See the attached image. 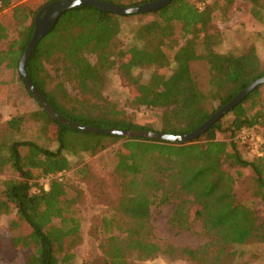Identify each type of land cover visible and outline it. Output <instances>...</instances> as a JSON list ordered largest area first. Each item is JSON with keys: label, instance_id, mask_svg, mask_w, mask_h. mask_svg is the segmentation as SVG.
Listing matches in <instances>:
<instances>
[{"label": "trees", "instance_id": "obj_1", "mask_svg": "<svg viewBox=\"0 0 264 264\" xmlns=\"http://www.w3.org/2000/svg\"><path fill=\"white\" fill-rule=\"evenodd\" d=\"M55 1L62 0H46L45 4ZM100 1L123 7L117 0ZM155 1L142 0L130 6ZM236 1L210 0L199 8L189 0H171L163 8L141 15L148 19L135 30L134 38L142 46L128 51L130 59L121 62L118 71L123 78H129L136 69H157L146 84L135 87L137 94L128 100V105L161 110L158 130L119 117L110 106L90 105L89 108L81 103L83 111L67 108L47 90L52 80L45 66H51L61 79L75 85L82 93L95 94L102 89L106 73L116 65L112 59V43L116 36L114 18L117 16L107 11L85 6L62 14L54 29L41 39L32 52L25 66L26 75L50 107L71 123L98 129L187 135L249 84L264 76L253 50L238 56L215 52L221 34L213 25V14L219 10L225 14ZM241 1L251 6L252 19L264 27V0ZM13 3L14 0H0V13L11 9V21L22 32L6 51H0V66L6 63L7 68L17 70L34 31L36 13L23 4L13 6ZM175 28L179 29L183 44L176 45L173 40L165 44ZM7 38L8 27L0 22V42ZM87 54L95 55L94 64L87 60ZM201 61L207 65L208 92L200 88L192 74L191 65ZM170 66L172 69L166 76L163 71ZM262 86L189 144L85 133L60 124L42 107L34 114L11 118L6 127L14 133H18L28 119L37 118L44 133H50L57 144L56 150L52 151L33 142H12L6 147L7 158L0 164H7L10 171L19 177L5 184V195L16 209L14 225L28 228L25 236L11 242L12 245L21 243L25 246L22 264H71L75 256L69 251L79 237L80 222L72 214L75 200L67 198L66 175L71 169L67 155L81 152L93 155L104 150L107 143L120 141L125 142L119 149H125L130 159L123 163L119 153L118 171L125 180L132 171V188L140 195V198H132V217L129 211L121 216L133 223L134 229L130 230H149L150 212L146 202H150L152 195L160 191L162 201H166L167 192L175 191L180 197L187 198L184 202L200 209L203 234L211 241L196 250L183 249L181 253L191 260L201 261V255H205L212 245L216 248L212 263L222 264L228 246L264 243V218L236 200L234 179L222 169L226 163L231 168L247 169L256 186V197L264 203V156L244 160L242 152L245 146L240 145L238 140L220 142L215 138L216 134L225 131L233 136L255 126L264 129ZM57 89L62 97H66L61 84L57 85ZM210 100L219 103L213 111L208 109ZM228 116L231 120L227 128H223L222 120ZM51 123L56 126L53 131ZM261 140L264 153V135ZM20 148H26V153L22 154ZM33 170L39 171L40 177H52L47 188L40 187L37 193L32 192ZM82 172L83 169L78 174ZM58 174L61 176L56 177ZM125 196L124 199H128ZM120 200L117 211L122 209ZM55 220L57 225L53 222ZM103 226L107 228L108 223ZM121 230L123 228H119ZM106 241L109 252L105 264H126L123 257L127 251L139 253L143 248L139 240L124 244L119 237L109 236ZM159 252V247L153 245L149 256Z\"/></svg>", "mask_w": 264, "mask_h": 264}, {"label": "rangeland", "instance_id": "obj_2", "mask_svg": "<svg viewBox=\"0 0 264 264\" xmlns=\"http://www.w3.org/2000/svg\"><path fill=\"white\" fill-rule=\"evenodd\" d=\"M117 1L123 7H131L130 5L142 0ZM189 1L202 7L204 2L210 0ZM45 3L46 0H14L13 6L23 4L28 10L37 14L46 5ZM250 9L251 6L247 2L238 0L225 14L220 10L213 14V25L221 34V41L215 48V52L238 56L245 51L253 50L259 68L264 71V27L252 19ZM10 15L11 9L0 13V22L8 27V38L0 42V51H6L11 44L19 39L22 32L20 27L12 23ZM141 15L114 18L116 36L112 43L114 52L112 59L115 60L116 65L106 73L103 87L98 93L80 92L75 85L61 79L51 66H45L52 80L47 86V90L52 92L58 101L67 108L74 107L76 110L83 111L81 103L87 107L90 105L110 106L114 108V112L119 117L158 130L161 123V110L145 107L132 108L128 105V100L137 94L135 87L146 84L157 69L155 67L136 69L129 78H123L118 71V65L130 59L128 51L134 47L142 46L134 38L135 30L148 19L147 16ZM172 40L176 45L183 44L184 41L178 28L174 29L171 37L166 38L164 43H170ZM86 58L91 64L96 62V57L93 54H87ZM191 68L194 79L200 88L204 92H208L209 76L205 62H195ZM171 69V66L166 68L163 71L164 74L168 76ZM59 84L66 92V97H62L59 93L57 89ZM260 90L264 103V86ZM218 105L217 101H208L209 111L215 110ZM40 110V104L28 93L21 82L18 69H9L6 67V63L1 65L0 164L7 158L6 147L12 142H33L45 149L56 150L57 144L53 141V137L50 133H44L43 126L35 117L28 119L18 133L11 132L6 127L7 121L11 118L34 114ZM230 120L229 116L223 118V128H227ZM50 128L53 131L56 126L51 123ZM249 130L254 138L261 139L264 135V129L260 126ZM239 133L231 136L229 132L225 131L216 134L215 138L216 141L230 142L238 140ZM124 142H109L104 150L93 155L86 152L67 155L71 164V169L66 175L67 198L75 200L72 214L80 222L79 237L74 241L75 244L70 247L69 251L75 256L71 264H105L109 252L106 239L109 236L119 237V240L124 244L132 243L135 240H139L141 246L143 244L139 253L132 249V251H127L123 257L126 264H213L212 258L216 248L212 245L205 255H201V261L191 260L181 253L183 249L202 248L206 244H210L211 241L203 234L199 219L200 209L196 205L184 202L187 198L180 197L175 191L167 192L166 201H162L161 191L154 193L150 202L145 201L150 212L149 225L151 228L149 230L147 228L130 230L134 226L133 223L128 218L121 216L129 211V216L132 217V198H140V195L132 188V171L126 178L128 180H125L118 171V154L121 153L120 160L123 163L130 159L129 154L126 156L125 149H119ZM240 145L245 146V151L242 152L243 159L253 160L254 156L249 151L248 145L241 143ZM19 151L22 154L26 153V148H20ZM82 169L83 172L78 174V171ZM222 169L234 179L233 193L236 200L264 218V203L256 197V186L252 182L248 170L231 168L227 163L223 165ZM32 173L34 176L31 181L32 192L37 193L40 187L46 189L48 184L46 178L40 177L37 170H33ZM17 179L19 177L10 171L7 164L0 165V264H22L24 258L25 246L21 243L12 245L11 242L13 239L25 236L28 228L14 225L16 209L5 195V184ZM127 181L131 182L126 184ZM125 195L129 200L124 199ZM119 200L122 209L117 211ZM53 222L55 225L58 224L57 220ZM104 223H108L107 228L103 226ZM180 225L182 227H179ZM119 228H123V230L119 231ZM153 245L158 246L160 252L149 256ZM222 261V264H264V243L230 245L226 248Z\"/></svg>", "mask_w": 264, "mask_h": 264}, {"label": "water", "instance_id": "obj_3", "mask_svg": "<svg viewBox=\"0 0 264 264\" xmlns=\"http://www.w3.org/2000/svg\"><path fill=\"white\" fill-rule=\"evenodd\" d=\"M171 0H157L152 3L142 4L133 7H119L111 4H107L105 2L99 0H62L55 1L50 4L43 6L35 15L34 18V31L32 33L31 39L27 45L26 50L22 54L19 63H18V74L21 82L30 92V94L35 98V100L40 104L42 109L54 120L59 122L62 125H65L69 128L82 131L85 133L92 134H101V135H116L121 136L126 139H146V140H156V141H164L173 144H189L194 140L198 139L200 136L205 134L209 130V128L217 122L222 116H224L227 112L233 109L238 103H240L248 94L253 92L256 88L264 85V76L258 78L251 84H249L245 89H243L239 94H237L229 103L225 106L221 107L218 111H216L210 119L204 122L200 127H198L195 131L183 135V136H173L166 135L159 132H132V131H118V130H108V129H98L92 128L82 125H77L69 122L68 120L59 116L46 102V100L42 97V95L34 88L30 80L28 79L25 66L30 58L32 52L41 41V39L49 34L55 27L59 18L67 12L68 10L79 8V7H94L103 11H107L116 16H133L139 14H145L153 11H157L170 3Z\"/></svg>", "mask_w": 264, "mask_h": 264}, {"label": "built area", "instance_id": "obj_4", "mask_svg": "<svg viewBox=\"0 0 264 264\" xmlns=\"http://www.w3.org/2000/svg\"><path fill=\"white\" fill-rule=\"evenodd\" d=\"M201 8V6H198ZM238 141L241 144L248 145L249 151L255 158H262L264 153L262 151V140L260 138H254L250 130H241L238 136ZM61 174H58L56 177H60ZM51 176H47L46 180L49 181Z\"/></svg>", "mask_w": 264, "mask_h": 264}]
</instances>
